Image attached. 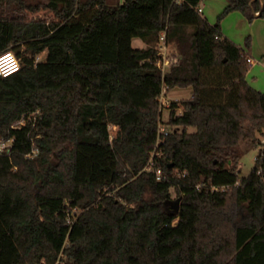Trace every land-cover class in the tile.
I'll use <instances>...</instances> for the list:
<instances>
[{
    "label": "trees",
    "instance_id": "trees-1",
    "mask_svg": "<svg viewBox=\"0 0 264 264\" xmlns=\"http://www.w3.org/2000/svg\"><path fill=\"white\" fill-rule=\"evenodd\" d=\"M201 2L0 0V54L21 64L0 75V264H264V92L220 25L264 7L228 0L213 24ZM188 86L164 121L163 91Z\"/></svg>",
    "mask_w": 264,
    "mask_h": 264
},
{
    "label": "crops",
    "instance_id": "crops-1",
    "mask_svg": "<svg viewBox=\"0 0 264 264\" xmlns=\"http://www.w3.org/2000/svg\"><path fill=\"white\" fill-rule=\"evenodd\" d=\"M121 0L120 2H122ZM213 3V4H212ZM204 3L203 14L207 13L211 22L214 21V14L212 10L215 8L217 11L226 7L228 0H221L214 2ZM230 18L228 20H233L234 23L231 27L227 28L226 20L223 22V27H221L222 33L233 40L234 42L243 45L245 41V35L248 33L251 36L252 44L246 52L252 58V66L247 73L248 81L257 89L264 92V18L261 16H256L253 21H248L247 17L240 11L235 10L230 12ZM232 29V31H230ZM263 57V58H262ZM169 90H166V92Z\"/></svg>",
    "mask_w": 264,
    "mask_h": 264
},
{
    "label": "rangeland",
    "instance_id": "rangeland-1",
    "mask_svg": "<svg viewBox=\"0 0 264 264\" xmlns=\"http://www.w3.org/2000/svg\"><path fill=\"white\" fill-rule=\"evenodd\" d=\"M25 1L27 3H31L33 5H36V4H44V3H47L48 2V0H25ZM107 1L110 4H117L121 0H107ZM207 1L210 2V3H212V2L215 3L216 1H218V3L221 2V0H202L201 5L204 7V3L207 4ZM224 9H225V7H223L221 10H218L217 11L214 8L212 10V12L214 14V21L211 22L209 19L208 20L211 23H213V24L216 23L218 21V19H219L220 14L223 12ZM203 15H204V17H208L207 13H204ZM230 15H231V13L225 15L221 19V21H220L221 27H223V22L225 20L227 22L226 23L227 28H229L230 25L232 27L234 21L233 20H228L230 18ZM37 16L50 18V15L49 14L47 15L45 10H40L38 12H35V13H31L30 14V17H37ZM248 21H250V20L248 19ZM230 31H232V29ZM248 36H250V35L247 33L245 35V41H244L243 45H240V44L237 43L242 48H244L246 51L249 49V47L246 44V40H247V37ZM132 44L136 48H143V47L146 46V43L142 39H140L138 37L133 38ZM251 44H252V39H251ZM172 48L174 49V46H172ZM250 48H251V46H250ZM44 55L45 54L43 53V54H41L40 57L43 58ZM192 93H193V88L190 87V86H188V87H174L172 89H169V91H167V92H166V90H164V93L161 96L160 101H161V103H166V102H168L170 100L189 98V97L192 96ZM165 106L162 109V112H163L162 119L164 121H166L168 119V117H169V109L167 107H165ZM163 125H165V127H167L165 123H163ZM112 130H114V129L112 128ZM241 146L243 147L244 146V143H241ZM260 150H261V146L260 145H256V146L250 148L248 151H246L243 154V156L241 158L240 166H239V169H240V173L239 174H240L241 177L242 176H246V175H248L251 172V170H252V168H253V166L255 164L256 158H257V156L260 153Z\"/></svg>",
    "mask_w": 264,
    "mask_h": 264
},
{
    "label": "built area",
    "instance_id": "built-area-1",
    "mask_svg": "<svg viewBox=\"0 0 264 264\" xmlns=\"http://www.w3.org/2000/svg\"><path fill=\"white\" fill-rule=\"evenodd\" d=\"M198 10L203 13V9L200 6ZM172 44L167 41V34L165 31H163L160 35L159 42L157 44V55H158V65L159 67L165 71L170 65L177 63L179 61V55L175 54L172 48ZM249 61L252 63L253 60L251 57H249ZM21 64L18 59V57L15 55L12 51H6L0 54V75L2 76H8L15 72H17L20 68ZM164 93V91H163ZM162 93V95H163ZM161 95V96H162ZM161 99V97H160ZM170 101L166 103H161L162 106L169 105ZM39 111H37L38 113ZM25 123L24 120H22L18 125ZM168 129L165 127V125H160V132L167 133ZM11 144L10 141H4L0 140V152L5 151L8 146ZM36 148L33 149L32 153H36ZM153 163V160L151 159L149 162V165L151 166ZM149 166V168H150ZM157 178L161 179L162 177V171L161 169H157Z\"/></svg>",
    "mask_w": 264,
    "mask_h": 264
},
{
    "label": "water",
    "instance_id": "water-1",
    "mask_svg": "<svg viewBox=\"0 0 264 264\" xmlns=\"http://www.w3.org/2000/svg\"><path fill=\"white\" fill-rule=\"evenodd\" d=\"M261 1H262V4H263V7H264V0H261ZM255 14H256V16H259L261 14V11L260 12H256Z\"/></svg>",
    "mask_w": 264,
    "mask_h": 264
}]
</instances>
